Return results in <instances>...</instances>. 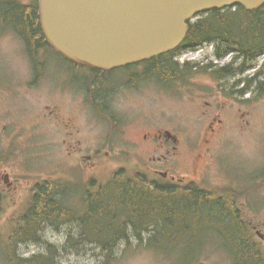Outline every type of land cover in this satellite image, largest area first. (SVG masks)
I'll use <instances>...</instances> for the list:
<instances>
[{
	"label": "rangeland",
	"instance_id": "rangeland-1",
	"mask_svg": "<svg viewBox=\"0 0 264 264\" xmlns=\"http://www.w3.org/2000/svg\"><path fill=\"white\" fill-rule=\"evenodd\" d=\"M206 48L210 53L211 48ZM44 57L43 52L39 53V59ZM51 58L48 83L54 86L60 84L53 79V76H56L57 80L63 79V74L57 68L59 66L64 70V74L68 75L67 82L74 83L82 89L88 85L86 74L80 76L79 73V71L86 72L85 69H78L79 71L71 74L75 69L63 62V59L54 54H51ZM181 58L184 62L201 63L202 66L212 63L218 68L225 67L230 62L228 57L218 61L212 57L204 59L205 53L202 49L192 52L183 51ZM47 59L51 60L49 57ZM263 61L264 59L260 64ZM134 72L137 71L132 69L131 74ZM256 72L257 70H250L244 75H236L228 80L232 85L240 78H251ZM31 73L29 54L24 50L21 42L11 35H0V87H7L11 83H23ZM128 73L129 71L126 73L127 76ZM70 74L74 78L71 79ZM122 75L121 71H116L103 77L99 82L101 84L106 80L118 82ZM191 80L189 84L182 82L174 86L173 91L169 88L171 92L164 91L166 88L163 87L155 86V89L150 85L142 87V83L137 89L129 90V87H126L127 89H123V94L117 95L118 114L116 115L107 113L103 115L104 112L98 107H93L94 110L89 112L84 106L73 102L71 91H62L58 87H54L56 90H51L47 85L41 86L40 90L33 89L27 98L17 90L13 96L5 94V98L11 97L0 107V122L4 121L3 112L6 110L8 115L12 113L15 121H22L27 125L43 121L44 128L54 129L46 136L48 142L52 141V144L48 145L46 154L32 159L35 167L30 176L37 178V181L47 179L63 184L62 186L70 190V195H67L68 206L76 211L82 210L85 190L90 185L95 188L99 184L106 183L122 168H126L130 175L146 170L140 158L138 160L137 157H132L134 158L132 160L130 154L125 156L120 150L131 152L132 145H140L147 133H153L158 128L169 129L179 137L181 143L185 139L191 140V147L194 148L193 156L185 157L183 165L185 167L180 174L193 178L185 168L193 173L194 169L191 166L196 163L198 154H202L203 164L204 166L207 164L210 170L204 174V177L201 171L197 185L208 189L209 193H216L223 204L234 205L233 215L236 216L238 212L241 219L248 220L250 214L254 224L264 230V179L258 178L252 182L254 176H260L264 172V98L254 101L249 106L242 103L236 106L229 104L228 113L232 116L227 122L229 126L219 137L210 140L206 136L203 137L211 121H207L204 113L207 111L213 114L215 110L214 107L206 109L205 102H214L210 96L215 94L213 92L216 91V80L211 75L203 74H194ZM151 81L158 85L155 80L151 79ZM242 87L243 84H240L239 88ZM95 94L97 97L102 96L99 88L96 89ZM247 98L249 96L244 97L245 100ZM79 101H82L81 97ZM219 103L225 105L227 101L220 99ZM44 105L50 106V109L46 110ZM51 111L58 116V119H65L67 123L71 122L76 126L79 135L76 132L73 141L80 140L79 147L77 144L74 147L69 145V140L67 144L64 143L67 139L64 125L51 122L50 117L47 121L44 120L43 114L47 116ZM37 115L38 118L34 121ZM118 116H126L127 124L119 125ZM120 129L124 131V139L127 140L125 144L130 143L129 146L118 145ZM8 134L1 132L0 138ZM83 156H90L92 159L82 160ZM28 166L32 167L31 161ZM199 167L202 168L201 165ZM194 180L197 181L196 178ZM251 184L254 191L249 197L225 192V189L235 188V185H244L239 187L251 193V189L247 188ZM23 186H25L24 182ZM28 197L29 195L16 196L14 201L4 205L0 213V264H7L5 250L8 232L13 230L12 222L16 224L25 212ZM212 209L213 212H208L207 215L203 213L204 217L207 216L206 219L199 220L200 230L199 226L197 231L195 230L196 239L191 250L187 251L181 245L159 251L154 247H138L136 242L131 246L122 244L116 251L115 260L110 264H197L199 260L202 264H264V246L251 247L256 241L251 239V243H247L246 238L250 236L244 239L241 232L242 228L251 230L248 225L235 224L232 216L228 217L215 206ZM188 219L190 221L192 219L191 212ZM224 228L237 229L239 238L224 237L222 231L227 234ZM72 229L77 235L78 228ZM67 233L72 235L73 232L68 228L62 230L45 228L41 233L44 243L22 246L19 254L22 257H31L45 252L47 245L52 244L59 247L63 253L60 256V264H108L106 255L94 246L78 250L68 248L65 251ZM237 241H239L238 247H236ZM247 246L252 249L253 254ZM255 252H257L256 259L252 256Z\"/></svg>",
	"mask_w": 264,
	"mask_h": 264
},
{
	"label": "trees",
	"instance_id": "trees-1",
	"mask_svg": "<svg viewBox=\"0 0 264 264\" xmlns=\"http://www.w3.org/2000/svg\"><path fill=\"white\" fill-rule=\"evenodd\" d=\"M0 12H7L1 6V1ZM207 42L219 44L216 51L218 58L236 52L245 63L254 61L264 52V6L254 12L235 6L198 15L189 23L187 37L180 49H196ZM178 51L153 60V63H157L158 68L154 70H158L159 76H164L169 66L178 83L188 75L205 74L209 70L208 66L198 71L196 64L186 63L182 66L178 61L174 62ZM164 62L168 63L166 67H163ZM229 69L228 73L234 72L233 63ZM212 75L223 76L218 72ZM262 86L264 83H261ZM43 187L44 192H40V186L37 187L31 205L13 228L10 237H7V264H60L63 253L52 244L47 245L45 252L31 257L19 254L22 246L44 243L40 237L44 227L57 230L63 225L75 223L72 222L74 211L66 208L62 202L60 184L48 181L42 186V191ZM215 198V194L196 188L186 194L184 190L180 192L172 187H151L142 176H127L123 179L119 172L116 178L101 186L95 194L88 195L84 201L85 212L78 227V236L67 239L65 251L68 248L78 250L94 246L106 255L108 264L115 260L116 251L122 244L131 246L134 242L138 247H154L159 251L180 245L189 251L195 244V230L198 226L200 230L199 220L207 218L203 213L207 215L213 212L212 207L217 202ZM190 212L191 221L188 219ZM242 229L244 236L251 235V231ZM224 231L227 233H222L224 237L231 234L229 237L238 239L240 236L237 237L238 230L234 228L231 231L224 228ZM252 256L256 259L255 254ZM197 264L202 262L199 260Z\"/></svg>",
	"mask_w": 264,
	"mask_h": 264
},
{
	"label": "flooded vegetation",
	"instance_id": "flooded-vegetation-1",
	"mask_svg": "<svg viewBox=\"0 0 264 264\" xmlns=\"http://www.w3.org/2000/svg\"><path fill=\"white\" fill-rule=\"evenodd\" d=\"M0 1L1 6L5 9V11H7L0 12V35H11L15 38V40L18 39L21 42L24 50L29 52L31 67L34 69L33 75L25 82L11 83L7 87H0V107L4 105V101L6 99H9L11 96H13V93L16 94L17 90L21 95L27 98L30 96L33 89L40 90L41 86L47 85L51 90H56L54 87H58L59 90L62 91H71L73 102L77 103L79 106H84L89 112L90 110H94L92 108L95 107L96 102L103 109V115H116L118 114L117 95L120 96L123 94V89H127L126 87H129V90L137 89L140 87L141 83L142 87L144 85L153 86L152 84L145 83V79H153L157 83L161 82V85L163 84V88H166V90L169 88L172 89L174 85L175 75L172 69L167 66L168 64L163 63L164 67L167 66V70L165 71L164 76H160L159 80L156 77V71L154 70L157 69L158 66L157 63H153V61L141 63L146 65L151 64L149 69L146 71L144 65L141 64L136 65V67L128 66L120 69L123 70L125 76L122 75L118 82H110L106 80V82L101 84L99 81L103 79V76L109 75L117 70L110 72H97L90 69L89 67L80 68V66H77L63 55L55 52L48 45L42 33L38 9L39 0ZM42 52L45 54V57L39 59L38 55ZM51 54L60 57L63 59V62L73 67L75 70H73L71 74H73L75 71H79L78 69H85V73L91 77L90 84L92 86L89 87L88 84L84 89H82L81 87L76 86L74 83L67 82L66 79L68 75H65L64 70L59 66H57V68L59 72L63 74V79L57 80L56 76H53V79L60 84L58 86H54L53 84L48 83V79L50 77V74L48 75L50 67L49 64L52 61ZM47 57H49L51 60H48ZM132 69L136 70L137 72L131 74ZM128 71H130V74L127 76L126 73ZM71 74L70 78L72 79L74 76ZM215 83L216 91L213 92L215 94L210 96L214 102H205L206 109L214 107L215 112L213 114L207 111L204 113V116L207 117V121H211L207 129H205L203 137L206 136L210 140H214L215 137H219L224 129L229 126L227 122L232 118V116L228 113L229 104L236 106L242 103L249 106L254 102L252 95H260V89L252 90V92H242L240 95H243V99L240 100L237 98V95L239 94L238 88L235 85H231L228 79H222L220 83L219 81H216ZM95 85L99 86V89L102 93L101 97L96 96ZM153 88L154 86L152 89ZM5 94L11 96L5 98ZM246 96H249L250 98L245 100L244 97ZM80 97L82 99L81 102L79 101ZM220 99L226 100L227 104L221 105V103H219ZM35 100H37V98H35ZM44 108L49 110L50 106L44 105ZM3 114L4 121L0 122V134L1 132H7L9 134L0 138L1 206L2 204H8L10 201H14L15 197L18 195H31L35 190H37V186L41 182L36 183L37 178L30 176L35 167V163L32 161V159L46 154L48 151V145L52 144L51 140L48 142L46 136L48 135L47 133L54 130L53 128H44L43 121H36L33 124L30 123L27 125L25 122L15 121L12 117V113H9L8 115L6 110L3 112ZM49 117L51 118V122H58L65 126V134L67 136V139L64 140L65 144H67L69 140V145L73 147L75 144H77L78 147L81 145L80 140L75 139L76 141H73L74 134L77 132L76 134L79 135V131H77L75 125H73L71 122L67 123L65 119H58V116L53 113V111H51L47 116L43 114L45 121H47ZM37 118L38 115L34 121ZM117 119L119 125L127 124L126 116H118ZM118 134V145L129 146L130 143L125 144L127 140L124 139V131L120 129L118 130ZM6 147L8 149H6ZM132 148L133 149L131 152H127L125 150L120 151L125 156H129L130 154L131 158L137 157L138 160L140 158L144 162L143 166L146 170L136 174L144 175V179L146 181H150L151 185H154L155 183H162L172 187L173 189H184L187 194H190L195 185H197L200 181L201 171L202 176L204 177V174L210 170V167L207 164H205V166L203 164L204 156L202 154H198L196 163L191 166L194 169L193 173L185 168L187 170L186 172L193 175V178L189 175L180 174L183 167H185L183 166L184 159L191 158L193 156L192 151H194V148L191 147V140L187 141L185 139V141H182L181 143L179 137L172 133L169 129L158 128V130L153 133H147L144 135L141 144L137 146L132 145ZM81 159L91 160L92 157L83 156ZM132 160H134V158H132ZM29 161H31L32 167L28 166ZM199 165L202 166L201 169ZM194 178H196L197 181H195ZM258 178L264 179V172L260 176H254L252 182ZM41 180L42 179H40V181ZM23 182L25 183V186H23ZM239 186L244 185H235V188L231 187V189H225V192L231 195L249 197V195H251L254 191L252 189V184L247 187L251 189V193L248 190L241 189ZM90 190L93 191V189L88 188V191ZM40 192H42L41 188ZM215 207L221 209V211L227 214L228 217L232 216L233 220L236 218V216L233 215L235 211L234 205L225 206L222 204H216ZM250 216L251 215L249 214L248 220H244L241 219L240 215H238L236 222L248 224L252 227L254 233H256V237L254 236L250 238V240L254 239L256 241L251 247L257 248V246L260 245L264 246V230H262L260 226L255 225Z\"/></svg>",
	"mask_w": 264,
	"mask_h": 264
},
{
	"label": "water",
	"instance_id": "water-1",
	"mask_svg": "<svg viewBox=\"0 0 264 264\" xmlns=\"http://www.w3.org/2000/svg\"><path fill=\"white\" fill-rule=\"evenodd\" d=\"M264 0H39L49 45L78 65L108 71L169 53L197 14Z\"/></svg>",
	"mask_w": 264,
	"mask_h": 264
},
{
	"label": "bare ground",
	"instance_id": "bare-ground-1",
	"mask_svg": "<svg viewBox=\"0 0 264 264\" xmlns=\"http://www.w3.org/2000/svg\"><path fill=\"white\" fill-rule=\"evenodd\" d=\"M221 215V214H220ZM212 219H214L213 217H212ZM229 219V218H228ZM177 221V220H176ZM94 222V221H93ZM235 222V221H234ZM177 223V222H176ZM219 223V222H218ZM226 223V222H225ZM215 225V224H214ZM211 226H213V225H211ZM196 227V226H195ZM223 227V226H222ZM197 228V227H196ZM232 228V227H231ZM175 230V229H174ZM222 230H223V228H222ZM197 231V230H196ZM214 231V230H213ZM231 231V230H230ZM223 233V232H222ZM238 233V232H237ZM217 234V233H216ZM219 234V233H218ZM69 235H70V233H69ZM231 235V234H230ZM229 235V236H230ZM235 235V234H234ZM238 237V236H237ZM193 261V260H192Z\"/></svg>",
	"mask_w": 264,
	"mask_h": 264
}]
</instances>
